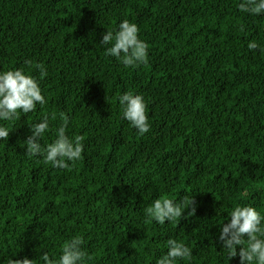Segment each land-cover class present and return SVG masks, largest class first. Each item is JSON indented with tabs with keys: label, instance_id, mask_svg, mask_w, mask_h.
<instances>
[{
	"label": "trees",
	"instance_id": "obj_1",
	"mask_svg": "<svg viewBox=\"0 0 264 264\" xmlns=\"http://www.w3.org/2000/svg\"><path fill=\"white\" fill-rule=\"evenodd\" d=\"M241 2L0 0V71L24 69L47 101L0 121L10 132L0 140V261L59 257L79 235L90 264H155L169 238L192 249L178 264H240L220 227L237 204L264 215V13ZM125 19L148 45L135 68L100 44ZM253 40L260 48L249 50ZM125 91L147 102L144 135L122 118ZM44 117L42 145L65 119L66 135L84 138L68 169L26 154ZM192 197L194 216L185 205L163 225L146 217L156 199Z\"/></svg>",
	"mask_w": 264,
	"mask_h": 264
},
{
	"label": "clouds",
	"instance_id": "obj_2",
	"mask_svg": "<svg viewBox=\"0 0 264 264\" xmlns=\"http://www.w3.org/2000/svg\"><path fill=\"white\" fill-rule=\"evenodd\" d=\"M242 11L252 14L264 13V0H244L238 6ZM139 28L135 23L125 19L118 25L115 31H106L102 35L101 45H107L106 55L115 57L126 68L138 67L148 62V45L139 38ZM249 50L260 48L253 41L247 44ZM25 64L31 65L32 61L26 60ZM41 76L47 75V69L43 64H36ZM122 110V118L129 122L139 135L150 131L149 117L147 114V102L143 95L125 91L119 97ZM47 103L42 94L37 79L27 74L24 69L0 71V121H14L21 114H28L43 107ZM52 119H55L53 114ZM66 124H61L56 129V138L47 145L41 144V139L49 131V118L44 117L38 123L30 127L31 135L24 141L26 154L39 156L43 163L50 164L54 168L68 169L69 162H75L82 158L83 137L70 138L66 135ZM8 127L0 124V140L8 139ZM188 205V216H194L193 197L182 203H176L171 199H156L145 209L148 219L163 225L166 221H174L185 215L184 208ZM227 223L220 227L218 240L222 242V248L227 251L228 259L239 256L240 264H264V215L251 205L237 204L229 213ZM83 237L77 235L66 241L61 249L59 257H50L47 252L36 259H14L10 256L0 264H90L92 257L82 247ZM167 252L155 260V264H178L180 260H191L192 249L182 242L169 238L167 240ZM239 248V251H237Z\"/></svg>",
	"mask_w": 264,
	"mask_h": 264
}]
</instances>
